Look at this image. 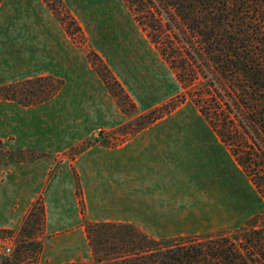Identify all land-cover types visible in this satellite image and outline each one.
Segmentation results:
<instances>
[{
  "label": "rangeland",
  "instance_id": "rangeland-1",
  "mask_svg": "<svg viewBox=\"0 0 264 264\" xmlns=\"http://www.w3.org/2000/svg\"><path fill=\"white\" fill-rule=\"evenodd\" d=\"M47 1L50 4L44 0L48 10L63 25L68 40L74 46L73 50H78L80 66L86 64L96 74L104 89L110 93L112 104L114 101L119 107L120 116L110 119L111 127L88 129L85 140L51 155L55 159V169L58 162L71 166V181L74 186L72 196L79 211L76 225L67 228L60 227L61 223L58 221L53 222L58 218L53 208L60 207L62 210V204L59 203L58 196L53 195L49 198L48 206L46 198L40 193L25 208L26 212L18 223L0 227V241L9 242L13 249L9 256H0V264H90L91 247L86 228L90 223L105 221H92L88 215L80 173L73 167V163L75 164V159L81 152L92 145L104 152L106 148H118L135 140L140 148L148 149L143 151L147 153L141 158L142 164L145 166L151 162L150 166L153 168L142 175L141 183L146 184L145 179L149 177L162 178L166 166L163 167L164 171H158L157 163L168 164L170 177L174 167L175 185L173 192L172 187L169 192L165 208L167 212H161L164 206L159 203L160 199L155 196L153 188L149 192L145 189L139 190V193L133 192L131 197L128 192L127 198L119 195V186L122 185L113 183L122 177L121 170L110 175V187H115V190H105L103 196V187H108L109 180L100 173L95 176V185L99 184L102 189L100 193L95 191L96 219L116 216V219L131 220L136 227L159 238L168 234L197 235L204 231L238 227L264 208V197L236 163L229 148L220 141L205 117L191 102H182L181 97H178L183 88L175 69L161 56L157 46L148 37L147 30L141 25L140 20L145 17V22L151 24L147 21L150 20L149 14L141 16V11L134 10V4L128 0ZM143 3L153 10H156L155 5L158 7V2L142 0L139 5L138 2L135 3L136 8ZM158 18L163 23L166 22L164 15L160 13ZM172 35L175 33L172 32ZM180 43L182 46V42ZM105 65L129 95L130 101L122 100L120 95L112 92L108 86L112 79ZM201 74L203 76L204 73L201 71ZM42 76H49L57 81L0 84V99H12L11 95L16 93L19 100H24L29 92L51 86L52 89L56 87L55 93L60 90L64 92L63 99L71 100L80 89V79L65 82L64 78L56 75ZM91 82L92 78L87 86L94 89L90 87ZM81 86L85 87L83 84ZM113 88L118 89L116 85ZM85 99L90 112L93 104L89 92H86ZM174 103L178 105L169 111L167 108ZM98 105L95 102V109ZM1 108L0 115L9 110L8 107ZM155 108L160 110H154ZM75 110L87 112L81 106H76ZM99 112H95L94 127ZM157 113H161V117L153 119ZM2 117L5 115H1L0 120ZM152 125L171 126L172 129L163 128L171 132L162 133L161 128H150ZM164 136H168L169 141ZM172 140L174 144L171 143ZM160 142L169 151L175 146V154L157 161L152 151L161 146ZM178 150H183L181 156ZM45 154L33 148L15 146L10 134L0 138V162L4 164L32 160ZM105 160L108 159L105 157ZM97 162L100 164L101 159H97ZM35 169L37 174L39 167L36 166ZM20 200L24 203L26 198H15L13 203L8 201L9 207L12 203V207L16 208ZM116 200L121 202L120 213L109 210L110 206H115ZM2 201L0 199V206L3 205Z\"/></svg>",
  "mask_w": 264,
  "mask_h": 264
},
{
  "label": "trees",
  "instance_id": "trees-1",
  "mask_svg": "<svg viewBox=\"0 0 264 264\" xmlns=\"http://www.w3.org/2000/svg\"><path fill=\"white\" fill-rule=\"evenodd\" d=\"M128 1L141 16L150 15L151 24L145 17L141 25L175 69L183 88L178 97L205 117L264 197V0H153L156 10L146 3L137 9L142 0ZM105 66L112 92L130 101ZM40 81L57 80L38 76L22 82ZM50 87L24 100L16 93L11 98L24 105L42 102L56 92ZM86 231L90 264H264V208L241 226L197 235L158 238L131 223L108 221L90 223Z\"/></svg>",
  "mask_w": 264,
  "mask_h": 264
},
{
  "label": "crops",
  "instance_id": "crops-1",
  "mask_svg": "<svg viewBox=\"0 0 264 264\" xmlns=\"http://www.w3.org/2000/svg\"><path fill=\"white\" fill-rule=\"evenodd\" d=\"M68 39L63 25L53 12L48 10L44 0H0V84L14 83L42 75H56L64 78L65 82L80 79V83L85 86L82 87L80 84V89L71 100L63 99L65 94L61 92L62 90L42 102L29 105L17 103L12 99H0L2 105L0 109L9 108L6 110L7 113L1 114L5 117L0 120V138L10 134L15 146L33 148L46 153L32 160L9 164L0 162V199H3L1 203L3 205L0 206V227L18 223L26 212L25 208H28L40 193L46 198L48 206L49 198L53 195L58 196L59 203L62 204V210L59 209L60 207L53 208L58 215L57 219L52 220L53 222H60V227L75 226L79 220V211L78 204L74 202L72 196L74 186L71 181V166L58 162L55 169V159L51 155L85 140L88 129L111 127L110 119L113 116V119L120 116L119 107L114 101L112 104L110 93L104 89L96 74L86 64L80 66L78 50L76 48L73 50L74 46ZM91 78L90 87L94 89L87 86ZM86 92H89L92 98L93 107L90 112L87 110ZM95 102L99 104L96 109ZM76 106L85 108L87 112L84 110L78 112L75 110ZM96 110L100 112L94 127ZM150 128H161L162 133L171 132L163 128L172 129L171 126L160 125H152ZM164 138L169 141L168 136ZM171 143L174 144V141L172 140ZM160 144L159 148L152 151L157 161L169 154L172 156L175 154L174 145L169 151L166 149L167 146L161 142ZM97 149L99 148L96 145L90 146L81 152L75 159V164L73 163V167L80 173L86 197V210L92 221L132 223L131 220L116 219V216L95 218V191L98 190L100 193L102 190L99 184L95 185V176L102 173L109 180L108 187H103L104 196L105 190L108 192L115 190V187H110V175L117 170L123 171L122 177L113 183V185L117 183L122 185L119 186V195L127 198L128 192L131 193V197L133 192L139 193V190L144 189L149 192L153 188L155 196L160 199L159 203L164 206L161 212H167L165 208L169 200V192L171 187L172 192L173 187L175 188L174 167L171 169L170 177L168 164L155 163L158 171H164L163 167L166 166V172L162 178L149 177L145 179L146 184H142V175L153 170L150 166L151 162L146 163L145 166L142 164L141 158L147 153L143 152L146 148H140L137 141L130 140L118 148H106L104 152ZM178 152L181 156L183 150ZM102 153L108 160H105ZM137 156H140V159H137ZM97 159H101V165L98 164ZM36 166L39 167L37 174ZM21 197L26 198L25 202L22 203L20 200L21 205L18 203L16 208L12 207L15 198ZM10 200L12 203L9 207ZM120 204L121 202L116 200L115 206H110V212L120 213L122 211ZM49 210L52 213V210Z\"/></svg>",
  "mask_w": 264,
  "mask_h": 264
},
{
  "label": "built area",
  "instance_id": "built-area-1",
  "mask_svg": "<svg viewBox=\"0 0 264 264\" xmlns=\"http://www.w3.org/2000/svg\"><path fill=\"white\" fill-rule=\"evenodd\" d=\"M13 249L9 242L0 241V256H9L12 253Z\"/></svg>",
  "mask_w": 264,
  "mask_h": 264
}]
</instances>
